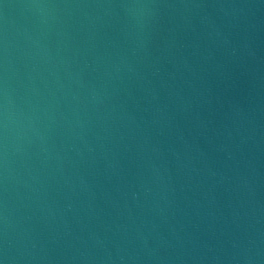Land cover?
<instances>
[{
  "label": "water",
  "instance_id": "1",
  "mask_svg": "<svg viewBox=\"0 0 264 264\" xmlns=\"http://www.w3.org/2000/svg\"><path fill=\"white\" fill-rule=\"evenodd\" d=\"M0 264H264V0H0Z\"/></svg>",
  "mask_w": 264,
  "mask_h": 264
}]
</instances>
